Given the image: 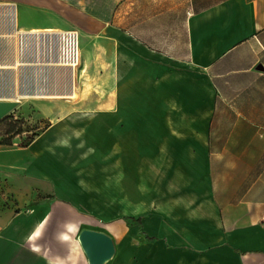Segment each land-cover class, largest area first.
Wrapping results in <instances>:
<instances>
[{"label": "crops", "instance_id": "0c3cea01", "mask_svg": "<svg viewBox=\"0 0 264 264\" xmlns=\"http://www.w3.org/2000/svg\"><path fill=\"white\" fill-rule=\"evenodd\" d=\"M228 1L194 10L188 17L190 51L175 55L174 42L171 52H157L155 67L149 60L155 51L141 34L125 31L122 43L110 31L107 52L99 51L103 59L84 56V87L87 92L100 89L107 80L115 88L103 95L99 90L87 93L77 100L80 110L56 117L92 120L88 130L93 139L105 130L111 145L118 136L135 137L120 140L126 152L128 144L135 146L127 152L130 157L147 151V121L161 122L156 132L157 204L151 210L142 206L141 227L104 221L100 208L86 210L82 201L100 199V181L68 170H61V178L46 172L48 159L38 157V139L27 146L0 144V246L9 250V258L0 263L90 264L79 235L92 228L109 233L116 248L117 241L124 236L131 240L133 230H139L138 242L146 248L140 264H264V0H235L236 15L223 8L220 15L211 14L229 6ZM4 3L8 1H0ZM12 3L27 30L61 23L42 0ZM103 61L107 71L98 74L95 63ZM149 73L156 74L155 84L147 88L143 83ZM13 74V85L21 89L48 85L45 79L32 81L28 67ZM142 88L155 93V112L147 110L148 99L138 92ZM39 114L49 115L44 108ZM102 120L110 121L107 130ZM57 161L61 169L69 165ZM112 188L115 195L116 185ZM3 189L15 194L17 206L26 211L4 208ZM133 189L126 193L138 198Z\"/></svg>", "mask_w": 264, "mask_h": 264}, {"label": "rangeland", "instance_id": "374dc122", "mask_svg": "<svg viewBox=\"0 0 264 264\" xmlns=\"http://www.w3.org/2000/svg\"><path fill=\"white\" fill-rule=\"evenodd\" d=\"M2 2L24 3L30 0H0ZM57 14L53 13L56 20L61 23H53L52 28L70 30L75 29L80 34L81 61L77 67L76 93L74 98H35L29 97L22 99L6 116L0 120V144L11 146H23L30 141H37L41 144L38 157L48 159L45 165L46 172L56 178H61V170H68L74 176H85L100 181L101 196L97 200L82 201L86 204V210L100 208L101 219L104 221L122 220L128 227H141L138 218H142V206L146 209H156L157 185L156 177L158 174L157 166V128L161 122L157 120H148V136L146 152L138 153L133 157L129 154L131 149H135L133 143L128 144L129 154L124 150L118 136L117 143L109 144L108 135L105 130L97 139L89 132L92 120H58L56 117L60 112L78 111L80 105L77 100H84L87 93L93 95L92 91L103 95L102 91L107 92L115 88L113 81L106 82L105 87L90 89L84 87V80L87 76L84 74V56L89 55L101 58L100 48L104 49V54L108 48V36L110 31H116L123 43L125 40L124 32H138L143 36L145 42L155 52L151 53L149 60H157V52L172 51V45L177 44V50L174 52L177 56H184L190 51L189 46V16L206 7L228 0H42ZM55 1V2H54ZM54 2V4H53ZM227 3V2H226ZM229 6L223 4L216 8L211 14L220 15V9H229V15H236V1H228ZM2 45V39L0 41ZM10 48V47H9ZM96 48V50H95ZM11 50V48H10ZM123 50V48H122ZM123 53V52H121ZM103 54V55H104ZM152 67H155V63ZM94 65V63H93ZM106 63L96 62L97 73L101 70L107 71ZM138 67V65H137ZM140 66L138 67V70ZM155 72V70H154ZM156 74L149 73L144 78V85L149 88L155 84ZM141 77L138 79H142ZM140 80L138 85H140ZM148 84V85H147ZM110 85V86H109ZM123 86V84L121 85ZM150 86V87H151ZM123 89V87L121 88ZM144 90V91H143ZM141 95L148 99V111H156V96L150 89H138ZM145 92V94H144ZM124 95V90H122ZM74 101V102H72ZM133 107H136L135 105ZM44 108L48 111V116L40 115ZM135 111L142 109L133 108ZM142 111H146L143 109ZM95 122V121H94ZM102 126L108 128V120L99 121ZM146 122V121H145ZM48 127L50 132L42 134ZM63 127V128H62ZM62 128V130H61ZM131 131V130H130ZM92 138V139H91ZM145 139L146 137H142ZM133 140V139H131ZM138 140V139H135ZM32 141V142H33ZM31 142V143H32ZM140 154L142 156H140ZM129 158H126L128 157ZM126 158V159H125ZM57 160H68L67 168L63 164L61 169ZM111 162V163H110ZM50 163V164H48ZM43 165V166H44ZM111 179V180H110ZM110 181V183H109ZM116 185V194L111 190ZM128 189H137L138 198H131L126 193ZM113 189V188H112ZM111 190V193H109ZM140 191H142L143 200ZM182 191L181 188L176 190ZM6 200L5 207L15 211H26L24 205L18 207L20 203L15 194H6L3 189ZM9 198V200L7 198ZM42 198L38 194L37 200ZM20 205V204H19ZM91 208V209H90ZM144 211V210H143ZM43 216V214H38ZM140 231L133 230L132 239L123 237L117 241L116 253L106 264H140L141 252L146 248H141L138 242ZM4 243L0 246V259L9 258V250ZM2 264V263H0ZM148 264V263H146Z\"/></svg>", "mask_w": 264, "mask_h": 264}, {"label": "built area", "instance_id": "2783aa9c", "mask_svg": "<svg viewBox=\"0 0 264 264\" xmlns=\"http://www.w3.org/2000/svg\"><path fill=\"white\" fill-rule=\"evenodd\" d=\"M18 14V9H17ZM14 10L8 4L0 5V30L9 33L14 27ZM46 30V29H43ZM47 31V30H46ZM3 40V39H2ZM80 34L75 29L64 30L62 33H30L26 30L13 37V46L9 48L22 58L14 70L28 67L31 70V80H46L49 72L59 65L75 67L80 64ZM59 64V65H57ZM1 82L6 81L3 75ZM13 81V78H12Z\"/></svg>", "mask_w": 264, "mask_h": 264}, {"label": "bare ground", "instance_id": "6f19581e", "mask_svg": "<svg viewBox=\"0 0 264 264\" xmlns=\"http://www.w3.org/2000/svg\"><path fill=\"white\" fill-rule=\"evenodd\" d=\"M13 7L14 10V24L18 25V27H14L11 31H1L0 30V41H2V45H0V79L2 76H6V81H0V101H8V100H22L29 97L35 98H70L74 97L76 93V81H77V67H69L65 65H59L55 69L51 70L49 74L46 76L47 86H27L22 89L13 85V73L14 68L17 67L16 64L19 63V59L16 58V54L9 51V47L13 46V37L17 33H21L26 31L27 29L23 28L19 22V16L17 14V6L16 3H4ZM0 4V5H4ZM50 33H62L64 30L62 29H54L49 28L46 29ZM46 30L41 29H33L28 30L30 33H45ZM1 43V42H0ZM81 46V45H80ZM81 50V47H80ZM15 54V56H14ZM39 82V81H38Z\"/></svg>", "mask_w": 264, "mask_h": 264}, {"label": "water", "instance_id": "95a60500", "mask_svg": "<svg viewBox=\"0 0 264 264\" xmlns=\"http://www.w3.org/2000/svg\"><path fill=\"white\" fill-rule=\"evenodd\" d=\"M19 100L0 101V120L18 104ZM79 239L90 264H106L116 253L113 237L102 230L84 228Z\"/></svg>", "mask_w": 264, "mask_h": 264}, {"label": "trees", "instance_id": "16d2710c", "mask_svg": "<svg viewBox=\"0 0 264 264\" xmlns=\"http://www.w3.org/2000/svg\"><path fill=\"white\" fill-rule=\"evenodd\" d=\"M32 141H33V140H32ZM32 141H30L29 143H27V144H25V145H23V146H27V145H29ZM138 220H139V223H141L142 218L140 217V218H138ZM146 236H147V238L150 239V240H153V239H154V237H151V236H149V235H146Z\"/></svg>", "mask_w": 264, "mask_h": 264}]
</instances>
